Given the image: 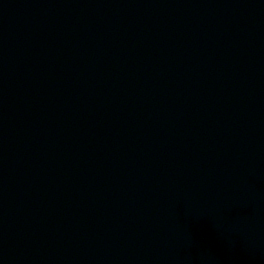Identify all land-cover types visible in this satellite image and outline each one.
<instances>
[{"label":"water","instance_id":"95a60500","mask_svg":"<svg viewBox=\"0 0 264 264\" xmlns=\"http://www.w3.org/2000/svg\"><path fill=\"white\" fill-rule=\"evenodd\" d=\"M0 264H264V0H0Z\"/></svg>","mask_w":264,"mask_h":264}]
</instances>
